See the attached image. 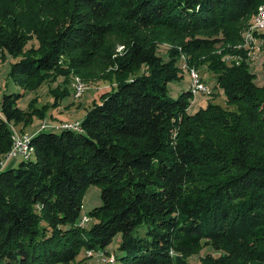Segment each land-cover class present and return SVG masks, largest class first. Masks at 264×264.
Returning <instances> with one entry per match:
<instances>
[{"label":"trees","instance_id":"16d2710c","mask_svg":"<svg viewBox=\"0 0 264 264\" xmlns=\"http://www.w3.org/2000/svg\"><path fill=\"white\" fill-rule=\"evenodd\" d=\"M0 1L10 17L22 0ZM29 1L44 16L39 45L26 49L18 30L0 36V60L17 57L10 75L23 88L0 102V264H83V249L103 260L119 234L121 264H264V80L243 49L264 0ZM254 35L264 70V29ZM183 55L200 74L209 63L210 95L219 89L226 107L208 98L191 113L190 84L170 96ZM56 75L116 82L79 128L35 132L33 153L1 166L16 126L45 116L20 99ZM93 184L103 202L87 227ZM206 245L219 254L188 261Z\"/></svg>","mask_w":264,"mask_h":264},{"label":"rangeland","instance_id":"374dc122","mask_svg":"<svg viewBox=\"0 0 264 264\" xmlns=\"http://www.w3.org/2000/svg\"><path fill=\"white\" fill-rule=\"evenodd\" d=\"M262 6H264V3L260 7ZM262 9H264V7ZM7 14H9V12L6 10L5 4L0 1V36H8L14 30L22 31L25 33V36L31 37V40L27 43L26 49L32 46L37 47L39 42L36 39L37 33H35L34 25L41 27L42 21L44 20V16L38 11V6L29 0H22L18 5L12 8L10 17H7ZM252 36L253 35L250 34V38H252ZM244 45L247 46L246 48H243L246 49V52H253V48H261V38L258 36L257 38H254L251 43H246ZM221 49L222 48H219V50ZM159 53L162 54L165 59H168V46H161L159 48ZM16 58L17 57L7 54L5 58L0 60V102L5 93L8 94L14 92H23V88L17 85L10 75L12 66L11 64L17 61ZM226 59L227 58L221 57V61L223 62H225ZM227 60V63L233 62L231 58ZM251 62H254L252 65L257 74L258 81L262 82L264 80V70L260 64L261 62H258V59L256 61L252 60ZM178 64L179 72L184 74V77L182 76L183 78L181 80L172 81L168 84L169 94L174 98H176L180 92L187 90L189 84L191 88L192 80L189 78L190 76H188L189 67H194L198 74H200L197 67L190 64L189 57L186 55L181 56V58L178 60ZM208 66L209 63H206L205 66L200 67V70L201 75L207 81L203 82V84L209 90L206 91L207 93L203 91L201 93H197V96H194L193 105L190 109L191 113L195 112V110L199 109L200 107L205 106L207 100H209L208 98H212L215 103H219L226 107L224 95L219 89H215V94L210 95L213 91L211 86L216 84V72ZM202 76L201 80H203ZM115 82L116 81L114 79L86 80L76 75H72L68 78L60 75L54 76L40 89L33 93L27 91L26 95L20 99L18 103L20 108L29 111H32V108H38L40 112L42 110L45 111V116L42 118L39 115H35L30 124H25V122L18 124L14 130L16 132L15 134H27L28 136H32V134L35 132L40 131L41 126L45 124L48 125L46 127V131H50L53 126L55 128L58 127V125H66L67 123H72L75 125L79 121L80 124V121L86 114V110L93 105L95 100L100 102L101 94L106 90H110L114 86ZM78 84H82V90L80 91L78 90ZM60 117H64L67 120L60 121ZM19 159L22 158H17L16 161ZM9 166L6 168L8 169ZM15 166H18V163H16ZM101 193L102 188L99 185L93 184L87 188L83 197V205L81 210L82 217L85 215L86 217H89V212L102 204L103 200ZM89 218H91L90 221L84 224L87 227H90L95 222L92 217ZM146 229L147 227L145 225L140 226L136 233L144 232ZM120 240L121 235L119 234L107 247L108 251L113 253H110L111 256H122L124 254L123 251L118 247ZM98 253L99 252L96 251L93 255H91L89 251L86 252V250L83 249L78 256L77 261L82 260L83 264H97L101 262L103 264H121L119 260L117 262H109V260H104L109 259V257L103 258V260L101 258L99 259L97 255ZM208 253H212L214 255L219 254V252L214 250L210 245H206L202 251L190 256L188 261L191 263L200 262V260L203 259V257Z\"/></svg>","mask_w":264,"mask_h":264},{"label":"built area","instance_id":"2783aa9c","mask_svg":"<svg viewBox=\"0 0 264 264\" xmlns=\"http://www.w3.org/2000/svg\"><path fill=\"white\" fill-rule=\"evenodd\" d=\"M263 22H264V20H263ZM263 22H260L259 24H261ZM262 45H263V41L261 39V48H253V52L248 53L251 57H253V60L260 59V55L263 51ZM239 64L240 63H238L236 65H239ZM189 78H193L194 91H192V95H193V92L204 91L203 90V82H206V81L201 80V74H195L194 73V67H192V69H191V76ZM78 90L79 91L82 90V84H78ZM62 128H65V129L79 128V121H78V124H75L71 127H63L62 125H60L56 129H62ZM44 129H46V124L41 126V128H40V130H44ZM27 136H28L27 134L26 135H16L15 141L17 142V150L14 154H9L6 157V160L3 161V164L1 166L9 165L10 163H12V161L15 160L16 157H23V147L25 146V141H26ZM90 219L91 218L86 217V215H85L82 219V222L86 223V222L90 221ZM90 254L93 255L94 251H90ZM97 255H98V258H102V254L100 252ZM115 259H116V257L109 256V261H114Z\"/></svg>","mask_w":264,"mask_h":264},{"label":"bare ground","instance_id":"6f19581e","mask_svg":"<svg viewBox=\"0 0 264 264\" xmlns=\"http://www.w3.org/2000/svg\"><path fill=\"white\" fill-rule=\"evenodd\" d=\"M263 20H264V9L260 10V12L258 13V15L255 18L254 25L252 26L251 30L248 31V33L246 34V42H245V44L246 43L247 44L248 43H251L253 41V39L256 38L255 35H254V31L255 32H258L259 30L264 29V22H263ZM260 22H263V23L259 24ZM250 34L253 35L252 38H250ZM249 53H252V52L250 51ZM191 69H192V67L191 68L189 67V76H191ZM194 73L195 74H198V72H197L196 69H194ZM191 80H192V83H191V91H194L193 78H191ZM203 90L205 92L208 91L207 87L204 84H203ZM201 92H203V91H196V92H193V93L196 95L197 93H201ZM73 125L74 124L69 123V124H66L64 126L71 127ZM15 133L16 132H14V134ZM16 135H18V134L13 135L14 145H13V148L11 149V151L7 154V156L9 154H14L16 152V150H17V142L15 141ZM33 150H34V148H33V146L30 143V137L27 136L26 141H25V146L23 147V157H28L29 155H31L33 153ZM104 260L108 261L109 259H104ZM109 262H112V261H109Z\"/></svg>","mask_w":264,"mask_h":264},{"label":"crops","instance_id":"0c3cea01","mask_svg":"<svg viewBox=\"0 0 264 264\" xmlns=\"http://www.w3.org/2000/svg\"><path fill=\"white\" fill-rule=\"evenodd\" d=\"M59 119H60V121H66L67 120L64 117H60ZM16 163H18V161H13L12 163H10V166L15 165Z\"/></svg>","mask_w":264,"mask_h":264}]
</instances>
